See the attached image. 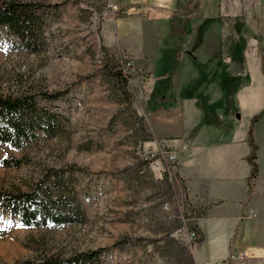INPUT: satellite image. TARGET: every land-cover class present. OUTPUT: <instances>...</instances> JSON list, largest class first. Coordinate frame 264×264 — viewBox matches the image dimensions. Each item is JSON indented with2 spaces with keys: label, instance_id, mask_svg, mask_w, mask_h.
Instances as JSON below:
<instances>
[{
  "label": "rangeland",
  "instance_id": "374dc122",
  "mask_svg": "<svg viewBox=\"0 0 264 264\" xmlns=\"http://www.w3.org/2000/svg\"><path fill=\"white\" fill-rule=\"evenodd\" d=\"M29 1L58 8L45 18L44 46L38 54L12 49L11 37L0 30V88L14 90L21 81L23 90L30 85L33 91H65L64 98L50 106L68 123L58 137L39 135L21 150L0 144V188L28 191L47 170L61 169L67 174L62 180L69 181L50 187L49 195L60 211L72 208L80 219L27 227L0 209V264L51 255L62 259L99 249H105L102 264H192L191 248L177 234L176 202L184 200L180 185L175 179L169 192L163 161L142 160L161 146L144 144L149 133L147 102L157 99L155 92L148 96L146 87L150 66L135 65L120 87L112 77L119 70L117 54L104 51L99 41L98 27L106 15L123 11L114 0ZM222 1L223 14H230L231 2ZM261 1H248L255 13ZM112 5L115 11H110ZM230 24L219 23L224 37L231 33ZM260 34L257 52L263 63V29ZM261 73L264 76L262 65ZM17 158L22 161L17 168L1 165L2 159Z\"/></svg>",
  "mask_w": 264,
  "mask_h": 264
},
{
  "label": "crops",
  "instance_id": "0c3cea01",
  "mask_svg": "<svg viewBox=\"0 0 264 264\" xmlns=\"http://www.w3.org/2000/svg\"><path fill=\"white\" fill-rule=\"evenodd\" d=\"M229 1L226 15L222 0H114L123 12L97 31L104 51L150 66L146 87L157 99L147 102L144 144L186 148L174 174L183 197L202 207L193 264H227L230 248L245 264H264V0L256 13L251 0ZM228 22L224 37L219 23ZM248 137L257 171L249 194ZM249 210L256 216L246 218Z\"/></svg>",
  "mask_w": 264,
  "mask_h": 264
},
{
  "label": "trees",
  "instance_id": "16d2710c",
  "mask_svg": "<svg viewBox=\"0 0 264 264\" xmlns=\"http://www.w3.org/2000/svg\"><path fill=\"white\" fill-rule=\"evenodd\" d=\"M57 8V4L49 5L29 0H0V30L4 29L7 36L14 38L13 40L10 38L9 41L12 49L27 54H38L42 52L44 46L43 31L47 25L45 18ZM118 71L113 72L112 77L120 87H123L128 76ZM65 93L63 90L33 91L30 85L23 90L21 81H16L14 90L3 91L0 88V144L21 150L26 144L36 141L39 135L55 138L62 134L68 120L50 105L63 99ZM248 143L250 174L247 178V194L252 191V180L257 172L254 163L255 146L250 137ZM21 162L20 158L2 159L1 165L17 168ZM65 175L67 174L61 169L47 170L28 191H5L0 188V209L17 216L22 225L27 227L76 223L80 219L78 209L77 213L73 212L72 208L69 211H60L58 201L49 195L50 187L57 189L63 181H69V178L62 180ZM167 186L170 192L172 189L170 182ZM38 191L42 194L40 195ZM194 229L198 235L196 226ZM198 241L199 236L196 239V242ZM104 251L105 249L77 252L62 259L51 255L46 258L25 260L22 264H102L100 255Z\"/></svg>",
  "mask_w": 264,
  "mask_h": 264
},
{
  "label": "built area",
  "instance_id": "2783aa9c",
  "mask_svg": "<svg viewBox=\"0 0 264 264\" xmlns=\"http://www.w3.org/2000/svg\"><path fill=\"white\" fill-rule=\"evenodd\" d=\"M109 4L107 5V8ZM110 11L114 10V5H112ZM117 61L119 72L123 75H128L129 72L135 68V63L130 58L124 57L120 52H117ZM186 148L181 146L178 150H169L163 146L160 148H156L154 152H148L145 156L142 157L143 161L149 159H160L163 161V172L166 174L168 181L170 184L175 181L176 175L174 174L175 163L177 161L176 154L178 151H184ZM148 158V159H146ZM164 208H168V203L164 202ZM177 213L176 217L178 218L180 225L177 228V234L180 236L182 241L188 247L192 248L196 239L198 238L197 232L194 227L196 226V222L199 219V215L201 213L202 207L199 205H195L194 203L188 202L185 198L182 202H176ZM246 218L255 217L252 211H247L245 214ZM227 264H245V256L242 251L237 250L236 248H230L225 257Z\"/></svg>",
  "mask_w": 264,
  "mask_h": 264
}]
</instances>
